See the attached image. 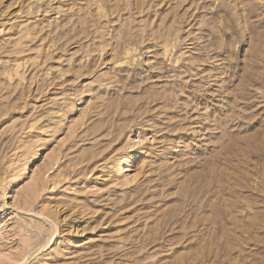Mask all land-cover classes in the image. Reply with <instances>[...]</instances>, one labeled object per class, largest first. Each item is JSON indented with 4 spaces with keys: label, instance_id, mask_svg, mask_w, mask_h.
Wrapping results in <instances>:
<instances>
[{
    "label": "rangeland",
    "instance_id": "rangeland-1",
    "mask_svg": "<svg viewBox=\"0 0 264 264\" xmlns=\"http://www.w3.org/2000/svg\"><path fill=\"white\" fill-rule=\"evenodd\" d=\"M0 264H264V0H0Z\"/></svg>",
    "mask_w": 264,
    "mask_h": 264
}]
</instances>
